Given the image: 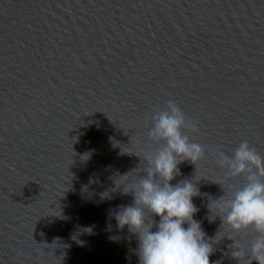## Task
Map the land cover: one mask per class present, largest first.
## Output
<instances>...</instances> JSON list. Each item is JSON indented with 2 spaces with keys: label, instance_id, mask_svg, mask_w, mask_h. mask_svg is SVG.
<instances>
[{
  "label": "water",
  "instance_id": "obj_1",
  "mask_svg": "<svg viewBox=\"0 0 264 264\" xmlns=\"http://www.w3.org/2000/svg\"><path fill=\"white\" fill-rule=\"evenodd\" d=\"M168 101L205 148L172 183L199 188L210 261L238 264L226 236L247 249L256 233L210 202L243 183L217 148L264 156V0H0V264H139L112 213L163 146L148 133Z\"/></svg>",
  "mask_w": 264,
  "mask_h": 264
},
{
  "label": "clouds",
  "instance_id": "obj_2",
  "mask_svg": "<svg viewBox=\"0 0 264 264\" xmlns=\"http://www.w3.org/2000/svg\"><path fill=\"white\" fill-rule=\"evenodd\" d=\"M153 120L149 138L164 144L154 151H143L146 175L132 178L123 187L125 194H132L133 203L118 206L112 218L120 230L127 227L136 235L139 264H219L210 261L213 243L208 242L200 222L194 219L198 209L193 197L200 195L199 188L188 179L172 183L181 175L182 163L190 162L197 169V164L205 159V148L190 142L181 131L187 121L174 101H168V109L153 116ZM216 155L220 165L227 167L228 177H243V183L228 185L227 190L221 185L225 194L210 202L216 210L215 217L221 219V227L227 225L234 233L247 230L256 233L247 249L227 235L233 241L231 256L238 264L243 260L247 264H264V156L247 140L239 144L231 157L219 148ZM152 217H158L159 221ZM217 235L219 232L213 241Z\"/></svg>",
  "mask_w": 264,
  "mask_h": 264
}]
</instances>
